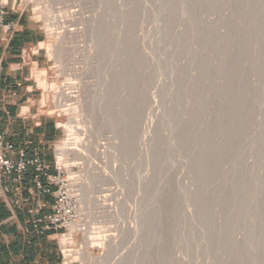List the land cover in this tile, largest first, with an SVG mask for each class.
<instances>
[{
    "label": "rangeland",
    "instance_id": "rangeland-1",
    "mask_svg": "<svg viewBox=\"0 0 264 264\" xmlns=\"http://www.w3.org/2000/svg\"><path fill=\"white\" fill-rule=\"evenodd\" d=\"M18 1L47 34L40 87L62 130L58 161L74 136L71 111L50 107V88L66 78L82 100L73 124L83 140L65 164L80 184L83 229L60 237L65 263L90 264L80 255L88 248L95 264H264V0H187L190 10L186 0ZM45 10L59 16L56 34ZM88 171L98 206L82 203Z\"/></svg>",
    "mask_w": 264,
    "mask_h": 264
},
{
    "label": "crops",
    "instance_id": "crops-1",
    "mask_svg": "<svg viewBox=\"0 0 264 264\" xmlns=\"http://www.w3.org/2000/svg\"><path fill=\"white\" fill-rule=\"evenodd\" d=\"M3 10L4 13L1 11ZM0 132L16 159L40 158L48 168L0 175V264H66L58 232H37L33 220L53 212L54 148L62 130L42 103L38 76L48 67L47 34L16 0H0ZM42 189H48L43 192Z\"/></svg>",
    "mask_w": 264,
    "mask_h": 264
},
{
    "label": "bare ground",
    "instance_id": "bare-ground-1",
    "mask_svg": "<svg viewBox=\"0 0 264 264\" xmlns=\"http://www.w3.org/2000/svg\"><path fill=\"white\" fill-rule=\"evenodd\" d=\"M3 2H5L6 0H2ZM185 1V0H184ZM184 1H182V3L184 2ZM189 1V0H188ZM16 2L18 3L19 1L18 0H16ZM22 2V1H21ZM187 2V0L185 1V3ZM191 3V5H192V2H188V3H186V5L188 6V4H190ZM19 4V3H18ZM183 6L184 7H182V9L183 8H185V4H183ZM186 6V7H187ZM190 7V8H189ZM188 8H189V10L191 9V6L189 5L188 6ZM188 8H187V10H188ZM47 9V8H46ZM186 9V8H185ZM186 10V11H187ZM47 10H45V13H47L46 12ZM183 11V10H182ZM185 11V12H186ZM44 13V12H43ZM52 13V12H51ZM189 14V12H186V15L188 16V14ZM46 14H44V16H45ZM59 15V14H58ZM71 15H73V13L71 14ZM185 15V14H184ZM48 18H47V17ZM45 16V18H47V20H50V22H46L47 24H48V28H49V33H52V34H56V29L55 28H57V27H55V26H57V24L56 23H59L58 21H59V16H57V15H54L53 13L51 14V16L50 15H48V13H47V15ZM64 17V16H63ZM44 18V19H45ZM61 18V17H60ZM61 20V19H60ZM95 21V20H94ZM101 20H99V22H100ZM103 21V20H102ZM102 21H101V25L103 26L104 25V22H103V24H102ZM95 22H98V20L97 21H95ZM100 25V24H99ZM101 25H100V27H101ZM98 27V26H97ZM96 27V28H97ZM98 27L99 29H102L103 27ZM100 31H102V30H100ZM99 31V32H100ZM97 32H98V29H97ZM74 33V32H73ZM95 34V33H94ZM60 40V39H59ZM57 41V40H56ZM55 41V42H56ZM60 42V41H59ZM54 43V42H53ZM52 43V44H53ZM56 45V44H55ZM60 45V44H59ZM58 46V45H57ZM57 46L55 47V49H57ZM59 47V46H58ZM61 47V46H60ZM62 47H63V45H62ZM51 50H53V48L51 49ZM50 50V51H51ZM54 52H56V51H54ZM57 52H58V54H59V57L60 58H62L63 56H62V54H63V52H62V48H58L57 49ZM57 52H56V54H57ZM221 55V54H220ZM220 55H219V57L217 56L216 57V59L217 58H222V56L220 57ZM63 59V58H62ZM61 59V60H62ZM215 59V60H216ZM60 60V62H62ZM218 60H223V58L222 59H218ZM224 60H226V59H224ZM58 61H59V59H58ZM220 61H218V62H220ZM222 62V61H221ZM216 63V62H215ZM226 64V63H225ZM215 66H216V68H215ZM225 66V65H224ZM225 67L223 68V65H222V63L220 64H214V70H216L217 72H218V75H219V73L221 74V72H223V75H225L224 73H225ZM44 72H42V74H43ZM42 74L41 75H39L38 76V80H39V83H40V85H42L43 87L45 86H47V83L45 82V80L43 79V77H42ZM80 74V73H79ZM215 74V73H214ZM215 75H217V74H215ZM214 75V76H215ZM219 76H221V75H219ZM216 78H217V76H215ZM214 78V77H213ZM216 78H215V81H216ZM43 79V80H42ZM69 79V78H68ZM73 78H70L69 80H72ZM218 79H219V77H218ZM67 79L65 78V82H61V83H57V82H54L53 84H52V86H51V90L49 91V94H48V99H49V105H50V107H66L64 110H66V111H71L70 112V114H71V116H69L70 117V120H69V122H68V124H66V125H68L67 126V128H68V131L69 132H71L72 134L71 135H73L74 137H72L71 139H72V141L69 139L68 141L67 140H65V142H63V143H61L60 144V152H59V154H60V158L59 159H61L62 161H63V163L65 164V163H69L72 159H73V157H72V159H70L69 157H68V155H70L71 153H73L75 150V145L76 146H78V145H80V141L81 140H83V139H78V137L76 136V134L78 135L79 133H77L76 132V128H78V129H80L79 127H77L76 125L78 124V123H80L81 121L80 120H78V121H80V122H78L76 119V117H77V112H78V109H79V107L82 105V100L80 99V98H78L77 97V95L75 96L72 92H70V91H68V89H70V88H75V82H69L68 80L66 81ZM73 80H75V79H73ZM214 80V79H213ZM220 80V79H219ZM225 76H222L221 77V80L220 81H216L217 83H216V85L214 84V86L216 87V90L214 89V92L217 94V95H215L214 93H213V95H215V96H219L220 98L218 99V101L219 102H217V104H216V102H215V105H216V107H215V105H214V107H215V130L214 131H216V133L215 134H219L218 135V137H215V138H219V137H221V135L220 134H222V131L219 129L220 128V123H221V119H220V116L222 117V114H223V111H224V108H225V104H226V100H225V92L226 91H224V89H225V85H226V83H225ZM76 81V80H75ZM215 81H213V82H215ZM79 84V83H78ZM79 86V85H78ZM110 86V85H109ZM77 87V86H76ZM226 90V89H225ZM106 91V90H105ZM107 91H108V89H107ZM107 93V92H106ZM108 94H109V92H108ZM105 96H109V95H104L103 97H105ZM227 97V96H226ZM217 98V97H216ZM104 99V98H103ZM215 99V98H214ZM71 100H74V102H72L71 104H68V102L69 101H71ZM105 100H106V98H105ZM104 100V101H105ZM216 100V99H215ZM107 101V100H106ZM217 101V100H216ZM74 114V115H73ZM116 114V113H115ZM79 115V114H78ZM108 115H110V114H108ZM111 116V115H110ZM114 116V115H113ZM112 116V117H113ZM117 116V115H116ZM80 117V116H79ZM109 117V116H108ZM79 119V118H78ZM107 119H110V118H107ZM111 119H113V118H111ZM110 119V121H112ZM120 119V118H119ZM114 120V119H113ZM78 122V123H75V125L73 124L74 122ZM115 121H116V118H115ZM223 121V120H222ZM113 122V121H112ZM117 122H119L118 120H117ZM121 122V121H120ZM116 124V123H115ZM222 124V123H221ZM223 125V124H222ZM117 126V125H116ZM65 127V126H64ZM220 130V132L221 133H218L219 132V130ZM81 130V129H80ZM78 131V130H77ZM79 132V131H78ZM215 134H214V136H215ZM69 138V137H68ZM79 138H80V136H79ZM218 140V139H217ZM221 140V139H220ZM67 141V142H66ZM218 142V141H217ZM219 143H220V141H219ZM99 144V145H98ZM97 145L98 146H100V143H98ZM115 144H116V142H115ZM114 144V145H115ZM74 145V146H73ZM103 145V144H102ZM102 145H101V147H102ZM113 145V146H114ZM123 145V144H122ZM220 145V144H219ZM59 146V145H58ZM81 146V145H80ZM98 146H96L95 147V149L98 147ZM112 146V147H113ZM117 145H115V147H116ZM216 146H218L217 144H216ZM100 147V148H101ZM104 147V146H103ZM122 147V146H121ZM220 148H221V146H219ZM219 147H218V149L217 150H219ZM79 148V147H78ZM98 149L99 148H97L96 150L98 151ZM101 149H103V148H101ZM104 149H106V148H104ZM119 149V148H118ZM96 151V152H97ZM99 151H101V150H99ZM105 151V153L107 152L106 150H104ZM220 151V150H219ZM218 151V152H219ZM81 152H83L82 150H81ZM81 152H80V154L79 153H77V154H79V155H81ZM74 153H76V152H74ZM86 154V153H85ZM83 155V154H82ZM75 157V156H74ZM79 157V156H78ZM86 157V156H85ZM84 157V158H85ZM76 158V157H75ZM87 158V157H86ZM86 158L84 159V161L86 160ZM78 159H82V157L81 158H78ZM90 159V158H89ZM77 160V159H76ZM75 160V161H76ZM91 160V159H90ZM82 162H83V160H82ZM88 162V161H87ZM79 163H80V161H79ZM78 162H77V164H79ZM84 163V162H83ZM70 164H71V166H72V164L73 163H71L70 162ZM69 165V164H68ZM74 165V164H73ZM84 165V164H83ZM70 166V167H71ZM73 167V166H72ZM81 167V166H80ZM85 167V166H84ZM79 169V168H78ZM85 169V168H84ZM83 170V169H82ZM70 173V172H69ZM85 173V172H84ZM88 173H91V172H89L88 171ZM87 173V174H88ZM93 178V180H96V176L95 175H93V173H91V175H88L87 176V181H85L84 182V184L82 185V189H83V197H82V203H84V204H86V205H89L91 202L93 203L94 202V204H95V206H98L99 204H101V203H98V200H99V198L98 199H96V201H91V192H92V186H93V183H94V181L93 182H91V179ZM217 184L215 185L216 187L214 188L215 189V191H214V199H215V201L217 202V203H220V200H221V198H222V190H221V184L219 185L218 183H220L219 181L218 182H216ZM91 195V196H90ZM100 195V194H99ZM98 196V195H97ZM102 196H104V195H102ZM101 197V196H100ZM102 198V197H101ZM101 200V199H100ZM99 200V202H101ZM104 202V201H103ZM91 203V204H92ZM90 204V205H91ZM103 205V204H102ZM94 206V207H95ZM91 207H93V206H91ZM90 207V208H91ZM87 208H89V206L87 207ZM96 208H98V207H96ZM90 210V209H89ZM91 210H93V209H91ZM92 212V211H91ZM94 213H96V212H94ZM97 217V216H96ZM219 222V221H218ZM217 225H219V228L221 227V226H223V224H222V222H221V224H219V223H217ZM80 226V224L76 221V222H73L72 224H70V226H69V230L71 231V233L69 234V235H65L64 236V243L66 242H71V234H72V232L73 231H76V230H80L81 228L79 227ZM100 228V227H99ZM83 229V228H82ZM217 229H218V227H217ZM221 229V228H220ZM222 229H223V227H222ZM223 231V230H222ZM84 232V231H83ZM90 231H85V236H84V238L86 239V241H87V239H92V237H89V236H87V234L89 233ZM112 238V237H111ZM114 238V237H113ZM106 240H108V239H106ZM86 241H85V243H86ZM89 241V240H88ZM112 241H114L113 239H112ZM115 242V241H114ZM114 242H112V243H114ZM87 244V243H86ZM88 245V244H87ZM110 245H111V243H110ZM112 246H114V245H112ZM70 251V250H69ZM83 253H80V255L82 254V256L84 257V259L85 260H87V262L89 261L90 262V264H92V263H94L93 261H94V259H95V256H92V252H90L89 250H88V248L84 251H82ZM74 256V255H73ZM97 257H99V256H97ZM129 257V256H128ZM100 258H102V257H100ZM77 259H78V256H77ZM83 259V258H82ZM98 259V258H97ZM79 260V259H78ZM126 260H127V256H126ZM125 260V261H126ZM80 261V260H79ZM98 261V260H97ZM130 261V260H129ZM129 261H127V262H129ZM95 262H96V260H95ZM121 263V262H120ZM120 263H118V264H120ZM130 263V262H129ZM129 263H127V264H129ZM84 264V263H83ZM87 264V263H86ZM95 264V263H94ZM122 264V263H121ZM126 264V263H125Z\"/></svg>",
    "mask_w": 264,
    "mask_h": 264
},
{
    "label": "built area",
    "instance_id": "built-area-1",
    "mask_svg": "<svg viewBox=\"0 0 264 264\" xmlns=\"http://www.w3.org/2000/svg\"><path fill=\"white\" fill-rule=\"evenodd\" d=\"M1 12L4 13L3 10ZM54 151L57 154L56 146ZM14 152V144L8 142L5 135L0 132V175L16 174L15 181L20 183L22 181L21 174L28 167H34L37 171H44L48 168V165L38 157L29 160L16 159L13 157ZM67 166L62 160L58 161L56 158V174L48 176L56 186L53 212L47 216H39V213L36 212L33 226L37 232L55 231L58 232L59 237H64L70 224L76 222L79 217L80 184L78 179L67 175ZM38 187L43 192L48 191V189H42L39 183Z\"/></svg>",
    "mask_w": 264,
    "mask_h": 264
}]
</instances>
